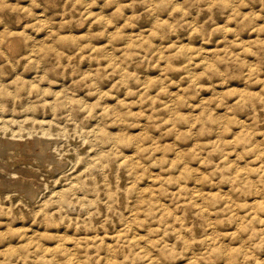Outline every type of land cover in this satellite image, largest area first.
<instances>
[{"label": "rangeland", "instance_id": "374dc122", "mask_svg": "<svg viewBox=\"0 0 264 264\" xmlns=\"http://www.w3.org/2000/svg\"><path fill=\"white\" fill-rule=\"evenodd\" d=\"M0 264H264V0H0Z\"/></svg>", "mask_w": 264, "mask_h": 264}, {"label": "bare ground", "instance_id": "6f19581e", "mask_svg": "<svg viewBox=\"0 0 264 264\" xmlns=\"http://www.w3.org/2000/svg\"><path fill=\"white\" fill-rule=\"evenodd\" d=\"M19 160V159H18ZM34 171V170H33ZM17 174V173H16ZM19 175V174H18ZM16 176V175H15ZM26 177V176H25ZM11 179H12V177H11ZM26 180V179H25ZM29 180V179H28Z\"/></svg>", "mask_w": 264, "mask_h": 264}]
</instances>
